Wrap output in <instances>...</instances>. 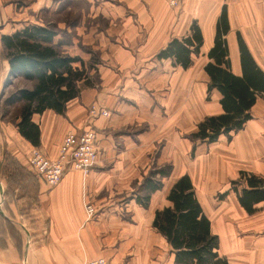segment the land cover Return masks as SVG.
<instances>
[{"label": "crops", "instance_id": "0c3cea01", "mask_svg": "<svg viewBox=\"0 0 264 264\" xmlns=\"http://www.w3.org/2000/svg\"><path fill=\"white\" fill-rule=\"evenodd\" d=\"M81 1L86 6L74 7ZM22 2L0 0L4 34L28 23L52 25L41 14L78 9L75 22L54 23L53 41H61V49L85 65L92 63L90 74L97 82L83 87L62 114L47 109L32 115L40 130L38 146L22 137L15 124L5 126L2 136L9 146L35 147L55 157L68 131L91 127L97 133L98 159L87 173L67 168L59 183L48 187L24 163L28 152L14 148L12 154L20 163L16 169L22 174L19 185L12 187L0 177V264H84L96 257L110 264H173V254L152 221L155 210L170 205L167 192L185 173L219 238V254L230 264H264V200L252 202L251 212L239 202L242 189H249L247 177L264 179V92L255 94L250 118L241 129L220 134L213 142H196L194 150L186 136L195 131L196 99V126L204 117L223 112L221 94L215 88L208 91L204 70L213 62L207 53L223 6L231 72L242 75L238 33L264 75V0L221 2L217 8H210L207 0H183L176 8L165 0ZM209 14L214 16L208 20ZM193 22L203 41L191 65L183 68L172 58H158L172 38L190 33ZM63 30L69 34L68 42L63 41ZM89 51L97 54L94 62L89 61ZM1 86L0 76V90ZM93 102L109 115L91 117L88 109ZM155 165H170V174L143 206L137 196ZM88 203L93 215L86 211Z\"/></svg>", "mask_w": 264, "mask_h": 264}, {"label": "trees", "instance_id": "16d2710c", "mask_svg": "<svg viewBox=\"0 0 264 264\" xmlns=\"http://www.w3.org/2000/svg\"><path fill=\"white\" fill-rule=\"evenodd\" d=\"M228 28L223 6L216 23L214 44L207 53L213 62L204 66L209 77L208 91L215 88L220 92L223 112L206 116L197 123L196 130L187 136L193 141V150L196 142H213L220 134L229 135L241 129L250 118L249 109L255 102V94L264 92V75L256 68L238 33L242 75L231 72L223 38ZM56 34L51 24L32 23L10 34H0L2 61L7 63L8 77H20L31 83L29 87L19 88L7 100L20 103L13 122L18 133L32 146L39 145L40 136L32 115L47 109L62 114L66 103L77 97L83 87L92 84L88 76L92 65L86 67L81 58L65 53L61 49L62 42L53 41ZM202 41L200 28L193 22L187 36L172 38L157 57L172 58L175 65L187 68L192 63V55L199 53ZM9 83L7 81L6 85ZM170 170V165L154 167L144 178L137 201L147 206L150 193L162 187V178L168 176ZM247 185L249 189H242L239 202L251 212L252 202L264 200V179L251 175L247 177ZM166 198L170 205L155 210L152 226L165 238L173 254V264H230L218 252L219 238L212 232L211 222L203 212L188 174L174 180Z\"/></svg>", "mask_w": 264, "mask_h": 264}, {"label": "rangeland", "instance_id": "374dc122", "mask_svg": "<svg viewBox=\"0 0 264 264\" xmlns=\"http://www.w3.org/2000/svg\"><path fill=\"white\" fill-rule=\"evenodd\" d=\"M22 1L23 0H19V3H23ZM241 1H244L243 4H248V3L254 4V2H255V4H262L261 0H241ZM207 2H208V6L210 8L211 7L217 8L218 5L221 4V2H227L228 4H233V2H236L235 3L236 5L242 3V2L239 3V0L238 1L237 0H207ZM68 4H70V2H68ZM71 4H73V3H71ZM83 5L86 6V3L84 1L74 3V7H80L81 8ZM17 7H19V5H17ZM213 16H214L213 14H209L208 20L210 18H212ZM41 17L46 22L52 21V25L55 28L54 23L57 22L58 20L61 21V20L66 19L67 23L71 24L72 22H75L76 20H78L79 14H78L77 8H70L69 10H61V12H59L57 14L56 13H53L51 15L41 14ZM8 30H9V27L7 26L4 31H8ZM63 32L65 33V37H64L63 41L68 42L69 38H70L69 34L66 33L65 30H63ZM0 34H4L1 29H0ZM86 50L87 49H85V51ZM63 51L65 52V50H63ZM89 52L91 53V56H90L91 60H89V61L97 60V54L92 52V51H89ZM196 58L197 59L194 58V60H195V63L198 65L199 60H200L199 56H197ZM91 64H88V65H91ZM88 65H85V66L87 67ZM6 73H7V63H6V61H2V51L0 48V76H1V81H2V86H1V90H0V177L5 179L6 182H9L10 187H12V186H16V185L18 186L19 185L16 182H18V180H19L18 177L21 176V174H22V172L18 173L19 170L16 169V167L20 166V163L15 159V157L12 154L14 148H19V150L21 149V151L28 152L27 157L25 155L24 163L26 162L25 164L29 165L28 159H29L30 153L33 149H35V147H31V148L29 147L27 150L26 149L24 150L20 146L17 147V144L13 145V146H9L8 143H6V141L4 140V138L2 136V134H4L3 128H5V126L14 124L13 120L15 119V116L19 113V110H20V103L19 102L11 103L7 99H9V97L11 95H13V93H15L19 88L29 87L31 85V83L29 81H26L25 79H22L20 77L9 78L8 75H6ZM88 76L90 77L91 83L97 82L96 75L94 73L91 75L90 70L88 71ZM194 80H195V82H198V80H200V79L195 78ZM7 81H10V83L8 85H6ZM197 94H198V91H197ZM195 97L198 98L199 96L196 95ZM6 101H8L9 103L6 104L7 103ZM195 102H196V104L193 103V129L196 130L195 124H196V121L198 120V118H197V116L194 117V113H196L195 111L198 109H195V111H194V108L198 107L197 106L198 105V99H196ZM186 136H188V134H186ZM37 149H39V148H37ZM162 166H164V165H162ZM162 166H158V167H162ZM152 170L153 169H149L148 173ZM148 173H147V175H148ZM7 179H8V181H7ZM94 213H95V211L93 212V214Z\"/></svg>", "mask_w": 264, "mask_h": 264}, {"label": "built area", "instance_id": "2783aa9c", "mask_svg": "<svg viewBox=\"0 0 264 264\" xmlns=\"http://www.w3.org/2000/svg\"><path fill=\"white\" fill-rule=\"evenodd\" d=\"M183 0H165L171 8L180 6ZM91 117L108 116L109 111L99 103L93 102L88 109ZM97 133L93 128L83 129L80 132L68 131L58 149L55 157H48L35 148L31 151L28 163L33 175L48 187H53L62 179L67 168L81 170L87 173L98 159L96 147ZM89 215H93L94 208L86 205ZM84 264H110L104 257L87 260Z\"/></svg>", "mask_w": 264, "mask_h": 264}]
</instances>
